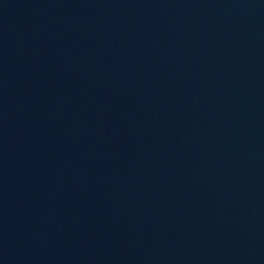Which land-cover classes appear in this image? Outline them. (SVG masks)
<instances>
[{"label":"water","instance_id":"1","mask_svg":"<svg viewBox=\"0 0 264 264\" xmlns=\"http://www.w3.org/2000/svg\"><path fill=\"white\" fill-rule=\"evenodd\" d=\"M0 264H264V0H0Z\"/></svg>","mask_w":264,"mask_h":264}]
</instances>
